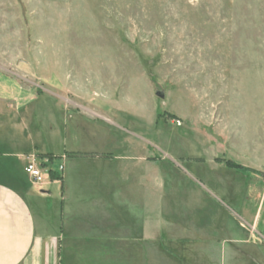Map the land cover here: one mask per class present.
<instances>
[{"label": "rangeland", "instance_id": "1", "mask_svg": "<svg viewBox=\"0 0 264 264\" xmlns=\"http://www.w3.org/2000/svg\"><path fill=\"white\" fill-rule=\"evenodd\" d=\"M0 72L38 96L26 109L41 112L30 128L43 150L64 149L55 100L78 115L66 121L70 146L123 165L147 142L155 227L257 210L264 0H0Z\"/></svg>", "mask_w": 264, "mask_h": 264}, {"label": "crops", "instance_id": "2", "mask_svg": "<svg viewBox=\"0 0 264 264\" xmlns=\"http://www.w3.org/2000/svg\"><path fill=\"white\" fill-rule=\"evenodd\" d=\"M0 80V264H264V186L257 210H232L242 222L155 227L147 142L132 143L137 154L123 165L113 151L70 146L66 121L77 114L62 113L54 99L49 120L64 149L43 150L30 128L41 112L26 109L38 96L2 72ZM30 157L53 169L63 163L61 180L34 184Z\"/></svg>", "mask_w": 264, "mask_h": 264}, {"label": "built area", "instance_id": "3", "mask_svg": "<svg viewBox=\"0 0 264 264\" xmlns=\"http://www.w3.org/2000/svg\"><path fill=\"white\" fill-rule=\"evenodd\" d=\"M50 161V159H49ZM64 171V164L58 169L49 167L44 160L37 157H30L25 165V172L36 185L42 186L48 181L61 180Z\"/></svg>", "mask_w": 264, "mask_h": 264}, {"label": "trees", "instance_id": "4", "mask_svg": "<svg viewBox=\"0 0 264 264\" xmlns=\"http://www.w3.org/2000/svg\"><path fill=\"white\" fill-rule=\"evenodd\" d=\"M229 165H231L230 163H228ZM232 166V165H231Z\"/></svg>", "mask_w": 264, "mask_h": 264}, {"label": "water", "instance_id": "5", "mask_svg": "<svg viewBox=\"0 0 264 264\" xmlns=\"http://www.w3.org/2000/svg\"><path fill=\"white\" fill-rule=\"evenodd\" d=\"M161 96H163V95H161Z\"/></svg>", "mask_w": 264, "mask_h": 264}]
</instances>
